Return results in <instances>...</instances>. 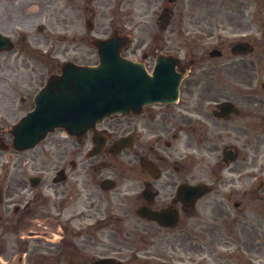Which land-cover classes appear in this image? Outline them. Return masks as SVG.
Returning <instances> with one entry per match:
<instances>
[{"label": "flooded vegetation", "instance_id": "flooded-vegetation-1", "mask_svg": "<svg viewBox=\"0 0 264 264\" xmlns=\"http://www.w3.org/2000/svg\"><path fill=\"white\" fill-rule=\"evenodd\" d=\"M205 5L0 0V264H264V217L220 190L230 177L205 175L206 151L236 129L216 109L236 99L220 72L235 69L239 53L223 40L219 56L172 47L175 31L204 30ZM111 34L138 35L123 55L149 69L160 53L192 63L176 101L119 112L78 137L55 129L15 150L12 125L48 77L64 61L91 64L94 35ZM145 35L161 36L148 44ZM199 184L205 192L191 203Z\"/></svg>", "mask_w": 264, "mask_h": 264}, {"label": "rangeland", "instance_id": "rangeland-1", "mask_svg": "<svg viewBox=\"0 0 264 264\" xmlns=\"http://www.w3.org/2000/svg\"><path fill=\"white\" fill-rule=\"evenodd\" d=\"M205 7L207 17L204 33L197 31L195 36L202 40L205 39V42L202 43V40H199L198 47L209 51L217 40L231 43L236 39H253L255 43L258 42L257 50L243 57L244 59L252 58L253 63L240 62L241 59L234 56L233 59L238 63L237 67L223 69L220 72V78L223 81H230L237 85L236 100L241 108V114L233 117L229 125H236L243 129L233 130L235 133L230 134L224 132L221 136V149L227 144L232 145L238 151L237 161L232 165L236 171L229 173L223 169L224 164L222 163L214 168L217 171L223 169L224 175L234 176L237 179L232 189L238 192L255 191L260 183L264 184V50H262L264 43L261 44L264 39V0H209ZM185 39V35H174V48L191 50L193 43ZM132 41L133 46L135 37ZM219 63L220 59L212 62V64ZM249 99L252 104L246 107V100ZM20 107L26 108L27 105L20 104ZM65 142L70 149L71 141ZM218 154L219 151H216L210 163L217 159ZM256 203L252 201L251 206L257 207L254 205Z\"/></svg>", "mask_w": 264, "mask_h": 264}, {"label": "water", "instance_id": "water-1", "mask_svg": "<svg viewBox=\"0 0 264 264\" xmlns=\"http://www.w3.org/2000/svg\"><path fill=\"white\" fill-rule=\"evenodd\" d=\"M121 42H125L124 38L113 35L100 43V61L96 66H64L62 75L50 80L49 86L38 95L34 110L14 126L15 147L32 146L55 127L79 134L95 121L127 106V98L134 96L136 86L148 88L144 81L153 87L155 81L172 80L170 69L156 66L150 76L142 65L121 58L118 46ZM178 81L177 77L169 84L175 92ZM48 88L52 91L48 92ZM146 100L149 99L142 102ZM231 107L224 103L222 109L229 112Z\"/></svg>", "mask_w": 264, "mask_h": 264}]
</instances>
